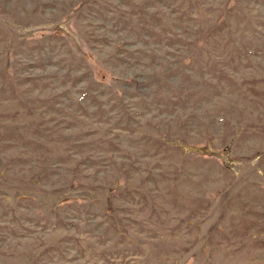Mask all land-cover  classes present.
Instances as JSON below:
<instances>
[{"label":"rangeland","instance_id":"rangeland-1","mask_svg":"<svg viewBox=\"0 0 264 264\" xmlns=\"http://www.w3.org/2000/svg\"><path fill=\"white\" fill-rule=\"evenodd\" d=\"M0 264H264V0H0Z\"/></svg>","mask_w":264,"mask_h":264}]
</instances>
